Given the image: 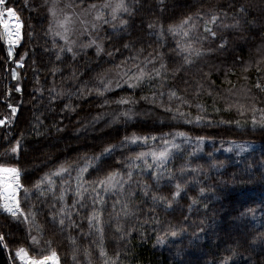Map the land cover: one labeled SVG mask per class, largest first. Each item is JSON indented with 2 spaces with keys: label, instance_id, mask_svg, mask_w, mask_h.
<instances>
[{
  "label": "trees",
  "instance_id": "16d2710c",
  "mask_svg": "<svg viewBox=\"0 0 264 264\" xmlns=\"http://www.w3.org/2000/svg\"><path fill=\"white\" fill-rule=\"evenodd\" d=\"M125 3L128 12L115 21L111 10H104L111 22L92 33L103 41L104 52L98 56L95 47L81 50L89 40L83 35L72 45L73 56L61 51L65 42L40 6L6 2L24 25L11 57L0 38V119L5 120L0 125V166L19 169L23 187L18 197L27 220L0 206V235L7 245L0 244V264H19L15 251L20 247L36 258L55 251L60 264H222L225 258L228 264H264V0ZM189 16L195 24L189 37L168 31ZM189 44L204 53L191 55L190 65L181 52ZM122 62L149 72L163 64V76L135 89L121 81L120 88L113 85L103 96L94 91L67 96L85 81L88 88L98 86L102 75L115 81ZM170 91L187 103L170 101ZM122 97L134 103H115ZM69 103L75 111L65 109ZM177 108L186 115H177ZM129 109L131 118L119 115ZM132 136L149 139L124 142ZM164 141L179 148L159 168L148 167L154 164L151 156L129 160L140 152L164 150ZM231 143L251 148L229 151ZM111 145L116 150L102 163L92 159ZM133 164L138 167L131 169V182L114 192L100 191L103 202L93 206V182L117 171L127 180ZM61 165L69 174L36 187ZM88 165L78 181L79 169ZM78 183L81 191L87 188L84 207L77 203L68 220L60 209L80 200ZM176 184L183 191L173 198ZM154 195L170 200L171 206L154 202ZM94 214L99 222L90 225L88 217ZM60 219H65L63 226ZM31 236L39 243L33 244Z\"/></svg>",
  "mask_w": 264,
  "mask_h": 264
},
{
  "label": "snow or ice",
  "instance_id": "6c2138e0",
  "mask_svg": "<svg viewBox=\"0 0 264 264\" xmlns=\"http://www.w3.org/2000/svg\"><path fill=\"white\" fill-rule=\"evenodd\" d=\"M56 4L57 0H53V5L49 8V12L52 17H56L57 10H56ZM0 5H6V0H0ZM67 8H73V7H81L82 11H88V10H95V15L93 16V22L88 24V22L84 20H79V23L83 26L82 30L80 31V35H88L89 40L88 43L81 44V50L86 48H92L95 47L96 54L99 56L102 52H104V46L103 41L100 39V37L93 36V32H99V29L104 24H109L111 21H115L118 18V15L120 13H127L128 7L126 6L125 0H115V3H113V0H104V3L102 4H88L86 8L84 7V0H81L80 5H73L71 3L66 4ZM110 9V16L111 21L105 17L104 10ZM243 11V9H241ZM218 17L216 15L212 16V22H215ZM76 21L73 20V14L72 12H65L63 14V18L56 20L57 26L62 31L55 32V35L60 37L64 42L66 47L61 48V51H67L73 53V56H75V52L73 50L72 45L76 43L75 40H73L71 37L76 33V29L74 27V24ZM121 26L126 25V21L121 20L120 21ZM51 27V26H50ZM152 25H149V28H151ZM21 28H22V21L20 20V17L17 13V11L11 7H5L3 10H0V29H2V34H0V38L4 39L8 45V55L12 56V48L14 45L19 44L21 39ZM187 28L188 30H185ZM195 29V24L193 22V18L191 16L184 19L180 25L176 27H169L168 31L172 32L174 34H179L182 32L184 37H189L191 30ZM115 30V27L113 28ZM206 32H210L211 35L214 37L216 33L212 31L211 29L205 27ZM125 48H128L129 45L125 44ZM179 48L180 46L177 45ZM182 54H184V60L186 64H192L194 61L190 59L189 57L191 55H195L196 57H199L203 55L204 53L202 51H197L192 48V45L189 44L186 48L181 49ZM108 55H112V53H108ZM149 63H152L154 65V61H149ZM126 62H122L121 65H117V69H119L117 73V79L114 81L112 79H106L105 76H100L97 79L98 86L93 88L87 87V81L84 82L83 86L77 87L75 91H69L67 93V96L69 99L76 96H83L85 94H91L93 91L99 95L103 96L104 93L110 92L113 90V85L116 88H120L122 86L121 81L123 84H126L130 89H135L138 87H141L145 80H148L151 82L154 79H161L163 76V73L161 69H163L165 66L161 64L160 69H157L153 66L152 71L149 72L146 70L145 67H141L139 64H133L131 67H126ZM247 71V69H245ZM257 71H259V68H257ZM15 73H13V76L15 77ZM201 86L198 85V92L199 88ZM257 88H261V85L259 83L256 84ZM17 91H20L19 87L17 88ZM63 95V93H61ZM155 93L153 94V99H155ZM160 96H163V93H160ZM143 99H147V97H143ZM169 99L170 101L172 99H179L182 101V103H187V101H184L182 97L178 96L175 91L169 92ZM107 103V101H105ZM118 105H129L134 103L131 98H119L115 101ZM65 109H68L70 111H75V108L72 107L71 103L65 104ZM167 111H173L171 107L166 109ZM176 114L179 116H185L186 114L183 112H180L177 108ZM13 114H15L16 109L12 108ZM131 109L128 111H125L123 113H120L119 115H122L125 118H131L130 117ZM201 117H196V122H200ZM191 123L192 121H188ZM5 120L0 119V124H4ZM256 123L255 117H253V124ZM179 136H184V133H178ZM149 138L148 137H139V136H132L129 140L128 137H125L124 142H130L131 144H136L140 141L146 142ZM153 140H155V137H152ZM201 142H202V138ZM165 147L164 150L159 152H140L135 158H129V160H142L148 156L152 157V160L154 161L153 165H148V167H157L159 168L165 161L169 159V156L171 154L172 149L179 148V145L175 143H170L169 141H164ZM237 148L239 152H245L249 148H251V145H237ZM116 150L115 145H111L109 147H106L103 149V152L99 155L94 156L92 159L102 163L103 158L105 155H107L110 152H113ZM231 151V149H228ZM13 152L16 151L15 148L12 149ZM100 163L96 165L97 169L100 168ZM89 167L91 165L85 166L83 168L79 169L77 180L80 181L83 177V174L88 172ZM133 167H138V164H133L130 166L128 172H127V180L123 178L120 172H111L108 175L104 176L103 178H98L96 181L93 182V192L95 195L92 197V203L93 206L96 205L97 201L103 202V198L100 197L99 193L100 191H103L105 194L108 192L116 191L118 188L123 189L125 184H128L131 182L133 171L131 170ZM62 174H69V168L61 165L59 169L55 172H52L50 174H46L40 182L36 185L37 188H40L41 185L47 184L52 185L53 184V177H58ZM154 175H159V173H156ZM23 187V185L20 182V171L16 167H4L0 166V202H2V208L4 212L7 214H10L12 217L16 218L18 215L24 216V219L27 220V216L24 215L23 209L20 207V202L18 199V192ZM83 186L78 183L77 186V195L80 197V200L78 202H74V204L69 209L61 208V213H65V219L71 220V214L72 211L75 210L77 203L82 208L84 207V193L87 192V188H83V191H81V188ZM147 187V186H145ZM176 190L172 194L173 198L178 197L181 192L183 191L182 186L180 184H176L175 186ZM27 189H25V192ZM203 191V190H201ZM64 199V193L61 192L60 200ZM153 201L160 203L167 204V206H171V201L167 200L163 196H153ZM195 203V201H194ZM115 207V205H113ZM128 205H123V208L125 210V215L128 214ZM33 216L35 217V213H33ZM55 219V217H54ZM65 219H60L59 223L61 226L64 225ZM90 225L94 222H99V215L94 214L90 215L88 217ZM74 223V222H73ZM119 231V229H118ZM173 237L177 235L176 231H170L167 233ZM31 242L33 244L39 243L37 240V237L31 236ZM158 242L162 243L163 240L158 237ZM0 244H3L5 247H7L6 244H4V237L0 235ZM101 256H105L106 253L104 252L103 248H101L100 252ZM235 254V253H234ZM15 256L20 261V264H48L49 261H51V264H59L57 253L55 251L51 252L50 256H44L43 258H35L33 256L29 255V251L25 247H20L16 250ZM107 264V262H106ZM222 264H228V258H225Z\"/></svg>",
  "mask_w": 264,
  "mask_h": 264
},
{
  "label": "rangeland",
  "instance_id": "374dc122",
  "mask_svg": "<svg viewBox=\"0 0 264 264\" xmlns=\"http://www.w3.org/2000/svg\"><path fill=\"white\" fill-rule=\"evenodd\" d=\"M6 2H7V0H6ZM24 3L27 4V5L34 4L35 6L36 5L40 6L43 9V11L45 12V14L48 15L49 19H51L53 21V24H54V26H55L57 31H62V30L57 26L56 20L62 19L63 18V14L65 12H72L73 20L76 21V23L74 24V27H75V29L77 31H76V33L74 35H72L71 38L76 41L75 44L80 43V41H81L80 39L83 38L80 35V31L82 30L83 26L79 23V20L82 19V20L88 22V24L90 26V24L93 22V16L95 15V10L82 11L81 7H73V8H67L66 7V4H69V3H71L73 5H80L81 4V0H57V4H56L57 15H56V17H52L50 12H49V8L53 5V0H24ZM92 3H95V4L99 5V4L104 3V0H84V7L86 8V6L88 4H92ZM5 7H11V8L14 9V7L11 6V5H9V6L5 5ZM20 20L22 21V24L24 25L23 20H22L21 17H20ZM23 25H22V29H23ZM22 29H21V31H22ZM4 43L6 44V47L8 48V45H7L5 40H4ZM15 48H12V49H14V51H15ZM14 51H12V53H13L12 55H14ZM0 125H3V124H0ZM177 137L179 139H181V138L182 139H186V136H179L178 135ZM237 145H244V144L231 143V144H229L227 146V149L239 151L238 148H237ZM2 166H4V167H12V166H5V165H2ZM18 195H19V192H18ZM18 199H19V197H18ZM0 206H1L2 211H4L3 208H2V202H0ZM57 258H58V256H57ZM17 260H18V258H17ZM58 262H59V259H58ZM18 263L20 264L19 260H18Z\"/></svg>",
  "mask_w": 264,
  "mask_h": 264
},
{
  "label": "water",
  "instance_id": "95a60500",
  "mask_svg": "<svg viewBox=\"0 0 264 264\" xmlns=\"http://www.w3.org/2000/svg\"><path fill=\"white\" fill-rule=\"evenodd\" d=\"M22 25H23V24H22ZM21 29H22V28H21ZM21 39H22V31H21ZM21 39H20V40H21ZM19 44H20V42H19ZM19 44L14 45L13 48L17 47ZM12 51H14V49H12Z\"/></svg>",
  "mask_w": 264,
  "mask_h": 264
},
{
  "label": "bare ground",
  "instance_id": "6f19581e",
  "mask_svg": "<svg viewBox=\"0 0 264 264\" xmlns=\"http://www.w3.org/2000/svg\"><path fill=\"white\" fill-rule=\"evenodd\" d=\"M4 8V5H0V10H3ZM48 264H51V261H49Z\"/></svg>",
  "mask_w": 264,
  "mask_h": 264
}]
</instances>
